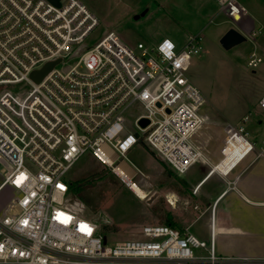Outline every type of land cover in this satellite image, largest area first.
Segmentation results:
<instances>
[{
  "label": "built area",
  "instance_id": "built-area-1",
  "mask_svg": "<svg viewBox=\"0 0 264 264\" xmlns=\"http://www.w3.org/2000/svg\"><path fill=\"white\" fill-rule=\"evenodd\" d=\"M217 1L230 19L242 20L240 0ZM99 25L81 0H0V158L11 166L0 190L18 192L0 217V264H264V256L220 254L214 223L209 241L148 224L140 238L110 246L95 220L71 208L68 175L87 154L129 187L117 169L134 182L139 170L126 161L139 143L178 175L205 161L193 142L204 123V97L186 75L202 35L183 48L170 38L131 47L109 31L88 45ZM166 40L174 44L170 58L161 50ZM57 61L34 82L35 71ZM261 62L253 52L248 66ZM136 106L146 113L132 121ZM259 108L264 114V97ZM248 121L228 131L221 163L264 152V138L260 148L249 140ZM230 148H239L237 155Z\"/></svg>",
  "mask_w": 264,
  "mask_h": 264
},
{
  "label": "rangeland",
  "instance_id": "rangeland-1",
  "mask_svg": "<svg viewBox=\"0 0 264 264\" xmlns=\"http://www.w3.org/2000/svg\"><path fill=\"white\" fill-rule=\"evenodd\" d=\"M81 1L100 19L88 45L109 31L131 47L139 42L170 38L178 48H183L189 37L202 35V51L191 59L186 75L204 97L200 108L204 123L193 142L203 151L205 161L178 175L151 148L139 143L127 155V164L139 170L129 187L110 168L87 154L68 175L71 208L95 220L110 246L140 238L145 225L168 222L209 241L212 208L217 197L229 189L216 211L218 249L225 254L264 256V206H251L240 200L231 190L234 180L227 176L234 165H227L232 157L221 163L228 131L247 116L249 140H258L260 148L264 138V114L259 108L264 97V0H240L244 12L239 22L230 19L222 8V15L216 13L219 6L215 0ZM230 28L239 30L247 40L226 50L220 40ZM253 52L262 58L256 68L248 66ZM145 113L143 107L136 106L128 116L133 121ZM260 118L263 125L257 130ZM230 150L233 156L239 152V148ZM216 165L223 172L213 175L199 188ZM10 169L0 158V184ZM17 196L11 186L0 190V217L9 212Z\"/></svg>",
  "mask_w": 264,
  "mask_h": 264
},
{
  "label": "crops",
  "instance_id": "crops-1",
  "mask_svg": "<svg viewBox=\"0 0 264 264\" xmlns=\"http://www.w3.org/2000/svg\"><path fill=\"white\" fill-rule=\"evenodd\" d=\"M218 6H219V10L216 13L221 14L220 13L221 6L219 2H218ZM256 123L258 125L256 129L259 130L263 125L262 119L260 118ZM255 151L250 152L249 154L244 156L242 159H240L235 165L230 167L228 169L229 172L227 173V176L234 180L232 182L233 187L231 188V190H234L236 192L240 200H243L244 203L251 205V206L262 207L264 206V152L260 154L259 152L255 153ZM221 166L220 165L213 166L216 169L214 170L212 169L205 176L203 181H201L198 187L199 188L202 187L213 175L218 174V173L221 174L223 172V170L221 169ZM128 168L132 172H135V170H133L129 165H128ZM227 191L229 192V189L225 190L219 197H217L216 203L213 206L214 209L212 208L210 229H211L212 224L214 223L216 233H217V224H218L217 217H216L217 206L220 204L224 196H226V194L224 195V193ZM220 223L222 225L223 224L225 225L223 221H221ZM215 241H216V238H215ZM216 246H217V242H216ZM217 250L222 255H235V254L242 255L241 253L225 254L218 249V246H217ZM243 255H246V254H243Z\"/></svg>",
  "mask_w": 264,
  "mask_h": 264
},
{
  "label": "water",
  "instance_id": "water-1",
  "mask_svg": "<svg viewBox=\"0 0 264 264\" xmlns=\"http://www.w3.org/2000/svg\"><path fill=\"white\" fill-rule=\"evenodd\" d=\"M247 40V37L241 33L239 30L235 28H230L221 38L220 43L221 45L226 49L230 50L242 43H244ZM57 62L48 63L44 69L35 71L32 74V79L34 82L39 83L44 76L54 67ZM148 120L143 119L140 124L142 127H145L148 125ZM107 242V238H104V243Z\"/></svg>",
  "mask_w": 264,
  "mask_h": 264
},
{
  "label": "bare ground",
  "instance_id": "bare-ground-1",
  "mask_svg": "<svg viewBox=\"0 0 264 264\" xmlns=\"http://www.w3.org/2000/svg\"><path fill=\"white\" fill-rule=\"evenodd\" d=\"M213 170L214 169H216V168H212ZM118 172L119 173H121L122 175H125V176H127V181H128V183H129V185L130 186H133V181H131V177H130V175L127 173V175H126V170L122 167V166H120V167H118ZM214 226V225H213ZM214 229H215V226H214ZM210 233H212V226H211V229H210ZM215 238H216V232H215Z\"/></svg>",
  "mask_w": 264,
  "mask_h": 264
},
{
  "label": "clouds",
  "instance_id": "clouds-1",
  "mask_svg": "<svg viewBox=\"0 0 264 264\" xmlns=\"http://www.w3.org/2000/svg\"><path fill=\"white\" fill-rule=\"evenodd\" d=\"M165 45H171V48H167V47H165ZM173 47H174V44H173L171 41L166 40V41L164 42V45H162L161 50H162V51L167 50V51H166V55H167L168 58H170L171 55H172V53H171L170 50H171Z\"/></svg>",
  "mask_w": 264,
  "mask_h": 264
},
{
  "label": "trees",
  "instance_id": "trees-1",
  "mask_svg": "<svg viewBox=\"0 0 264 264\" xmlns=\"http://www.w3.org/2000/svg\"><path fill=\"white\" fill-rule=\"evenodd\" d=\"M165 224L170 225V226L176 228L171 222H168V223H165ZM105 230H107V228H106ZM103 236H104V235H103ZM104 237H105V236H104Z\"/></svg>",
  "mask_w": 264,
  "mask_h": 264
},
{
  "label": "snow or ice",
  "instance_id": "snow-or-ice-1",
  "mask_svg": "<svg viewBox=\"0 0 264 264\" xmlns=\"http://www.w3.org/2000/svg\"><path fill=\"white\" fill-rule=\"evenodd\" d=\"M165 47L167 48H171V45H165ZM21 179H23V177H21ZM90 231V229H88Z\"/></svg>",
  "mask_w": 264,
  "mask_h": 264
}]
</instances>
